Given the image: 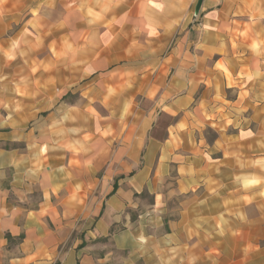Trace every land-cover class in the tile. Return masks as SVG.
Segmentation results:
<instances>
[{"label":"crops","instance_id":"crops-1","mask_svg":"<svg viewBox=\"0 0 264 264\" xmlns=\"http://www.w3.org/2000/svg\"><path fill=\"white\" fill-rule=\"evenodd\" d=\"M46 1L43 59L0 6V264H264V0Z\"/></svg>","mask_w":264,"mask_h":264},{"label":"rangeland","instance_id":"rangeland-1","mask_svg":"<svg viewBox=\"0 0 264 264\" xmlns=\"http://www.w3.org/2000/svg\"><path fill=\"white\" fill-rule=\"evenodd\" d=\"M75 0H71L72 3H74ZM2 0H0V6ZM24 2V14L21 17V20H19L18 25L14 24L13 28L11 30H9L7 32L8 36H12L14 35L17 31L18 33H22L23 34V38H27V39H32L35 38L38 42V44L33 48V50L36 51V54L43 59L45 56H47L48 54H51L52 52H54V48L52 47H48V42H47V38L51 35V30H49L48 25L50 24L49 21L51 22H57L58 20H60L63 16L61 13V10H56V11H50L47 10L48 7H50L47 3L46 0H23ZM29 8L27 11L26 9ZM60 8V7H59ZM26 11V12H25ZM200 12V11H199ZM199 13L197 15H195V17H198ZM33 19V30H28L26 29L25 23L27 21H30ZM42 19H47L44 22H41ZM49 22V23H47ZM194 23L192 22V24L190 26H192ZM25 27V28H23ZM18 28V30H17ZM20 28L22 30H20ZM192 32V36H196V31L193 30L192 28H188L187 31ZM184 34V32H183ZM179 37V34H178ZM173 45V42H172ZM28 47L25 51V49H23L24 55L27 53V51H29ZM31 50V48H30ZM33 55V54H32ZM39 65H43V64H37ZM172 121V119L169 116H162L160 119V124L162 127H164L165 125L169 124ZM158 135H163V131H159ZM150 198L149 196H146V201L150 202Z\"/></svg>","mask_w":264,"mask_h":264},{"label":"water","instance_id":"water-1","mask_svg":"<svg viewBox=\"0 0 264 264\" xmlns=\"http://www.w3.org/2000/svg\"><path fill=\"white\" fill-rule=\"evenodd\" d=\"M203 0H198L196 9H195V14L197 15L200 11L201 5H202Z\"/></svg>","mask_w":264,"mask_h":264}]
</instances>
